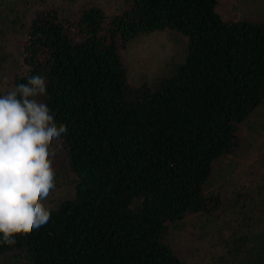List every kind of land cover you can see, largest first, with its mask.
I'll list each match as a JSON object with an SVG mask.
<instances>
[{"label":"trees","instance_id":"obj_1","mask_svg":"<svg viewBox=\"0 0 264 264\" xmlns=\"http://www.w3.org/2000/svg\"><path fill=\"white\" fill-rule=\"evenodd\" d=\"M126 1L111 14L95 3L73 15L39 8L25 25L11 85L46 78L37 99L68 129L61 159L74 192L48 207L46 225L0 244V264H188L171 228L228 209L237 224L220 233L216 264H264V193L256 204L243 188L229 198L205 188L264 102V22L225 20L218 0ZM162 30L185 37L183 59L131 85L121 44Z\"/></svg>","mask_w":264,"mask_h":264},{"label":"rangeland","instance_id":"obj_2","mask_svg":"<svg viewBox=\"0 0 264 264\" xmlns=\"http://www.w3.org/2000/svg\"><path fill=\"white\" fill-rule=\"evenodd\" d=\"M95 3L108 14L126 6V0H0V95L12 88L16 72H22L21 41L25 25L39 8L55 5L73 15L82 4ZM70 8V9H69ZM72 9V10H71ZM217 12L225 20L251 19L264 22V0H218ZM131 85L153 84L171 73L185 55V37L162 30L144 33L120 47ZM242 146L214 163L206 191H216L229 198L243 188L256 203L264 193V102L239 125ZM62 150L55 156V189L43 201L46 207L73 195L74 175L61 159ZM256 197V200H252ZM257 204V203H256ZM236 210L228 209L215 216H187L171 228L168 241L188 264H216L223 251L220 233L226 236L237 224Z\"/></svg>","mask_w":264,"mask_h":264},{"label":"clouds","instance_id":"obj_3","mask_svg":"<svg viewBox=\"0 0 264 264\" xmlns=\"http://www.w3.org/2000/svg\"><path fill=\"white\" fill-rule=\"evenodd\" d=\"M46 92V78L32 75L0 95V244L14 245L51 216L43 201L56 187L52 164L68 129L37 99Z\"/></svg>","mask_w":264,"mask_h":264}]
</instances>
